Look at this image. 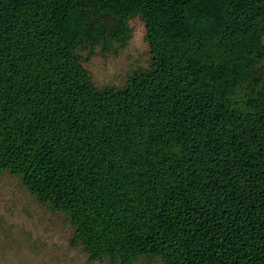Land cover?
<instances>
[{
  "label": "trees",
  "instance_id": "1",
  "mask_svg": "<svg viewBox=\"0 0 264 264\" xmlns=\"http://www.w3.org/2000/svg\"><path fill=\"white\" fill-rule=\"evenodd\" d=\"M146 69L97 88L78 52ZM89 262L264 264V0H0V173Z\"/></svg>",
  "mask_w": 264,
  "mask_h": 264
},
{
  "label": "rangeland",
  "instance_id": "2",
  "mask_svg": "<svg viewBox=\"0 0 264 264\" xmlns=\"http://www.w3.org/2000/svg\"><path fill=\"white\" fill-rule=\"evenodd\" d=\"M131 37L123 46L81 49L78 54L93 84L122 87L127 77L150 64L141 16L129 20ZM73 228L66 215L42 205L19 177L0 173V264H114L108 259L89 262L81 245L71 247ZM117 264V263H116ZM133 264H161L139 259Z\"/></svg>",
  "mask_w": 264,
  "mask_h": 264
}]
</instances>
